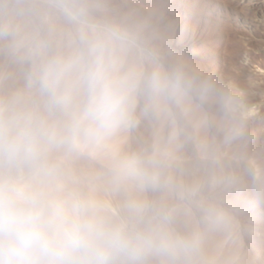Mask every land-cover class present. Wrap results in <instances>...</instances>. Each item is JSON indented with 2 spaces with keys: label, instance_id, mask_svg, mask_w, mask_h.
Listing matches in <instances>:
<instances>
[{
  "label": "clouds",
  "instance_id": "obj_1",
  "mask_svg": "<svg viewBox=\"0 0 264 264\" xmlns=\"http://www.w3.org/2000/svg\"><path fill=\"white\" fill-rule=\"evenodd\" d=\"M193 31L185 0H0V264H264V113Z\"/></svg>",
  "mask_w": 264,
  "mask_h": 264
},
{
  "label": "rangeland",
  "instance_id": "obj_2",
  "mask_svg": "<svg viewBox=\"0 0 264 264\" xmlns=\"http://www.w3.org/2000/svg\"><path fill=\"white\" fill-rule=\"evenodd\" d=\"M192 45L211 71L247 92L264 113V0H185ZM264 128V119L256 124Z\"/></svg>",
  "mask_w": 264,
  "mask_h": 264
}]
</instances>
